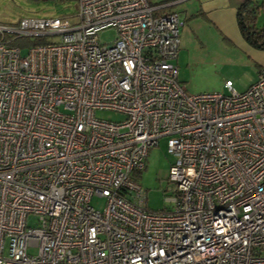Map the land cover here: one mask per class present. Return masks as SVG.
<instances>
[{
	"label": "built area",
	"instance_id": "2783aa9c",
	"mask_svg": "<svg viewBox=\"0 0 264 264\" xmlns=\"http://www.w3.org/2000/svg\"><path fill=\"white\" fill-rule=\"evenodd\" d=\"M72 1L0 23V264H264V66L187 94L167 3ZM160 137L171 208L151 210L131 175Z\"/></svg>",
	"mask_w": 264,
	"mask_h": 264
},
{
	"label": "rangeland",
	"instance_id": "374dc122",
	"mask_svg": "<svg viewBox=\"0 0 264 264\" xmlns=\"http://www.w3.org/2000/svg\"><path fill=\"white\" fill-rule=\"evenodd\" d=\"M159 1V0H155ZM75 3L72 0H0V23L15 24L18 19L30 16L56 17L72 14ZM183 24L179 27V47L172 62L177 67V81L187 94L219 92L227 94L224 87L226 79L231 80L237 91L250 84L254 69L250 58L241 49L227 42L224 36L211 28L206 22H194L180 13ZM257 26L264 25V10L257 13ZM115 36L113 28L104 29L99 37L110 41ZM21 54L25 48L20 49ZM95 117L106 120H121L122 114L97 109ZM173 157L167 153L166 138L160 137L156 145L148 149L145 166L133 178L143 191L146 206L151 210L171 208L169 195L172 183L168 180L169 168ZM90 204L102 209L104 199L92 196ZM27 222L34 224V217L28 216ZM28 252L35 254L36 248L29 247Z\"/></svg>",
	"mask_w": 264,
	"mask_h": 264
},
{
	"label": "crops",
	"instance_id": "0c3cea01",
	"mask_svg": "<svg viewBox=\"0 0 264 264\" xmlns=\"http://www.w3.org/2000/svg\"><path fill=\"white\" fill-rule=\"evenodd\" d=\"M155 1V0H154ZM167 3L170 11L182 14L194 22H206L215 31L221 33L225 40L241 49L251 60L256 80L258 68L264 66V49L250 46L241 36L236 22L237 8L243 0H159ZM155 1V2H159ZM183 24V21H182ZM249 84V85H250ZM248 85V86H249Z\"/></svg>",
	"mask_w": 264,
	"mask_h": 264
},
{
	"label": "trees",
	"instance_id": "16d2710c",
	"mask_svg": "<svg viewBox=\"0 0 264 264\" xmlns=\"http://www.w3.org/2000/svg\"><path fill=\"white\" fill-rule=\"evenodd\" d=\"M164 1H159L162 3ZM264 10V0H243L237 8L236 22L242 38L252 47L264 49V25L257 26V13ZM170 12L168 7L161 8L155 14ZM39 41V40H37ZM141 171V170H140ZM140 171L133 172L139 173ZM132 173V178H133Z\"/></svg>",
	"mask_w": 264,
	"mask_h": 264
}]
</instances>
